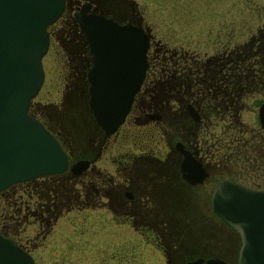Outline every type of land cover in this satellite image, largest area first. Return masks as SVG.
Masks as SVG:
<instances>
[{"label":"flooded vegetation","instance_id":"af4514ba","mask_svg":"<svg viewBox=\"0 0 264 264\" xmlns=\"http://www.w3.org/2000/svg\"><path fill=\"white\" fill-rule=\"evenodd\" d=\"M134 6L132 0H66L57 28L53 27L57 20L48 27L50 39L59 40L67 57L64 98L54 114H35L38 108L32 104L30 111L59 140L69 164L62 172L18 181L0 190V230L32 254L29 239H21L24 222L35 226L36 237L50 221L56 222L67 204L89 206L100 200L97 204L105 206L117 224L148 239L146 244L160 253L161 264H238L240 234L213 210L212 191L220 180L206 187L215 168L228 170L222 159L229 157L211 158L213 143L205 131L211 124L210 113L221 114L220 118L229 114L231 121L222 124V129L232 128L235 141L243 146L240 149L237 144L239 151L246 159L258 158L264 168V127L258 109V127L249 129L250 124L241 118L247 107L244 96L259 94L258 108L264 101V20L255 34L240 43L230 44L219 37L217 44L213 39L214 44L204 51L188 50L180 42L169 48L154 38ZM83 7L87 13L139 26L149 36L143 81L124 121L109 134L98 126L89 107L87 74L92 53L75 16ZM130 122L160 127L165 135V141H158L161 150L139 151L121 160L114 174L101 172L96 161L105 145L116 140ZM247 131L249 138L239 142ZM255 136L258 140L252 142ZM80 160L88 164L74 174L70 166ZM187 163L196 164L201 179L194 181L195 175L184 169ZM196 191L203 195L201 200Z\"/></svg>","mask_w":264,"mask_h":264},{"label":"water","instance_id":"95a60500","mask_svg":"<svg viewBox=\"0 0 264 264\" xmlns=\"http://www.w3.org/2000/svg\"><path fill=\"white\" fill-rule=\"evenodd\" d=\"M64 6L65 0H0V190L68 168L59 141L29 114L44 78L41 59L49 44L47 27ZM86 10L81 8L75 16L92 53L88 102L96 123L109 134L124 121L143 81L149 36L139 26ZM258 120L264 127V101ZM87 164L80 160L70 169L77 174ZM187 165L184 169L195 175L194 181L201 179L196 164ZM212 204L214 212L240 234L238 264H264V190L224 179L213 188ZM0 264L36 263L0 230Z\"/></svg>","mask_w":264,"mask_h":264},{"label":"rangeland","instance_id":"374dc122","mask_svg":"<svg viewBox=\"0 0 264 264\" xmlns=\"http://www.w3.org/2000/svg\"><path fill=\"white\" fill-rule=\"evenodd\" d=\"M132 1L137 12L144 17V22L151 29L154 38L164 42L169 48L180 42L188 50L204 51L214 44L213 39H217V44L219 37H225L230 44L240 43L255 34L264 20V0ZM58 23L59 20L53 27ZM66 59L65 50L59 40L51 37L42 59L44 80L31 101L33 107L38 108L35 114L39 115L40 111L45 115L47 112L56 113L64 98L69 70ZM242 100L247 105L241 114L243 122L250 124L249 129L258 127L257 109L261 96L251 92ZM220 115L210 113L208 121L211 124L204 131L209 134V143H213L210 149L211 158L217 159L224 155L229 157L221 158L228 164V170L215 168L216 172L212 171L213 176L206 187L212 188L222 178L237 180L251 187H264V168L260 167L259 159L256 158L255 161L253 158H245L237 144L240 149L243 146L232 136V133L235 134L232 128L222 129V124L231 121V116L225 114L224 118H220ZM249 135L247 131L239 142L247 140ZM163 140L165 141V135L160 127L157 129L154 126L135 125L130 122L122 128L116 140L107 142L96 165L101 172L109 171L114 174L119 162L127 160L126 156L139 151L158 153L162 148L158 141ZM255 140H258V136L252 137L251 141ZM93 144L97 145V141ZM220 146L222 147L219 149ZM237 148L238 151H235ZM216 151L219 155H216ZM78 190H81L80 186ZM196 192L201 200L203 195ZM97 203L100 200L89 206L67 204L62 208L56 222L50 221V225L47 228L44 226L36 237L33 236L35 226H28L24 222L22 225L26 227L21 228V239L23 242L29 239L28 247L36 264H161L160 253L146 244L148 239L145 236L138 235L135 230L125 225L117 224V219H114L111 212ZM49 227H52L51 230ZM32 237L34 242H31Z\"/></svg>","mask_w":264,"mask_h":264}]
</instances>
